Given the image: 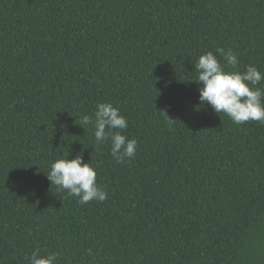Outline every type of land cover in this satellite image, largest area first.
<instances>
[{
	"label": "trees",
	"instance_id": "trees-1",
	"mask_svg": "<svg viewBox=\"0 0 264 264\" xmlns=\"http://www.w3.org/2000/svg\"><path fill=\"white\" fill-rule=\"evenodd\" d=\"M218 48L264 73V0H0V264H264V124L216 114L194 81ZM101 102L132 159L79 125ZM77 155L106 200L48 181Z\"/></svg>",
	"mask_w": 264,
	"mask_h": 264
},
{
	"label": "clouds",
	"instance_id": "clouds-1",
	"mask_svg": "<svg viewBox=\"0 0 264 264\" xmlns=\"http://www.w3.org/2000/svg\"><path fill=\"white\" fill-rule=\"evenodd\" d=\"M216 51L223 57V63L212 51H207L194 64L200 103L210 106L216 114L223 113L238 125L248 121L264 124V86H258L264 81V73L252 64L243 71L238 70L237 54L231 49ZM89 124L93 126L97 145L110 141L111 155L117 163L135 156L137 141L123 134L128 121L111 102L98 103L94 119L82 115L79 125ZM46 177L58 191H66L81 205L107 198V192L97 183L96 170L81 155L51 162ZM27 259L28 264H56L57 253H42L40 248H35Z\"/></svg>",
	"mask_w": 264,
	"mask_h": 264
}]
</instances>
